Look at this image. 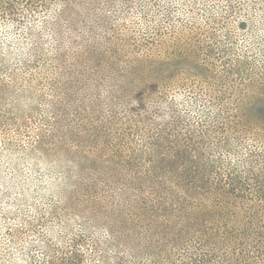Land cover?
I'll list each match as a JSON object with an SVG mask.
<instances>
[{"label":"rangeland","instance_id":"rangeland-1","mask_svg":"<svg viewBox=\"0 0 264 264\" xmlns=\"http://www.w3.org/2000/svg\"><path fill=\"white\" fill-rule=\"evenodd\" d=\"M62 4L51 0L16 17L0 13V264H45L48 248L70 247L80 264H185L189 243L162 259L129 255L103 228L56 219L55 202L40 189L61 175L40 163L36 127L83 101V123L116 115L117 143L133 130L129 151L101 149L105 158L129 159L117 168L122 177L146 174L144 161L155 156L146 149L162 129L193 135L189 147H202L195 155L219 163L223 174L258 168L262 125L250 124V131L242 119L264 85V1ZM148 61L164 62L163 83L150 82ZM137 65L150 89L122 81Z\"/></svg>","mask_w":264,"mask_h":264},{"label":"trees","instance_id":"trees-1","mask_svg":"<svg viewBox=\"0 0 264 264\" xmlns=\"http://www.w3.org/2000/svg\"><path fill=\"white\" fill-rule=\"evenodd\" d=\"M50 1L0 0V13L21 16ZM70 2L63 0L62 8ZM163 65V61H148L151 83L165 81ZM139 68L130 70L132 81H122L134 90L150 89ZM83 103L72 113L49 117L36 127L35 147L43 155L40 163L61 175L40 189L42 196L50 194L55 202L51 213L56 219L61 215L103 228L120 247L126 246L129 255L162 259L168 249L179 251L189 243L185 264H264V153L257 155L262 156L258 168L250 166L242 176L223 174L219 163L195 155L202 147L195 143L189 147L187 140L193 138L189 132L185 131L190 134L185 138L162 129L156 134L159 139L146 149L155 154L144 161L149 168L146 174L122 177L117 168L130 165L129 159L105 158L102 151H129L127 141H132L133 130L122 134L117 143L116 132L122 129L117 127L116 115L83 123ZM242 121L250 131L251 125H262L256 141L264 149V85ZM163 150L166 155L160 156ZM137 161L135 166L141 167ZM48 250L45 264L81 263L75 259L80 256L75 247L65 252Z\"/></svg>","mask_w":264,"mask_h":264}]
</instances>
